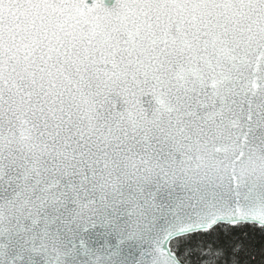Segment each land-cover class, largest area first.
<instances>
[{"label": "snow or ice", "instance_id": "snow-or-ice-1", "mask_svg": "<svg viewBox=\"0 0 264 264\" xmlns=\"http://www.w3.org/2000/svg\"><path fill=\"white\" fill-rule=\"evenodd\" d=\"M0 264H264V0H0Z\"/></svg>", "mask_w": 264, "mask_h": 264}, {"label": "water", "instance_id": "water-1", "mask_svg": "<svg viewBox=\"0 0 264 264\" xmlns=\"http://www.w3.org/2000/svg\"><path fill=\"white\" fill-rule=\"evenodd\" d=\"M115 0H105L107 6L111 7L114 4Z\"/></svg>", "mask_w": 264, "mask_h": 264}]
</instances>
